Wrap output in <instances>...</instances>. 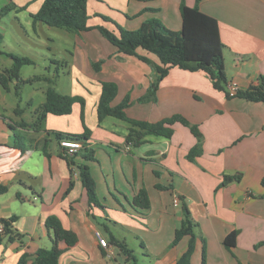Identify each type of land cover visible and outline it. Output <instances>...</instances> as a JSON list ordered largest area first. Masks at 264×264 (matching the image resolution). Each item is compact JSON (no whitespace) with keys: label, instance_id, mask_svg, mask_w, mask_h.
Wrapping results in <instances>:
<instances>
[{"label":"crops","instance_id":"0c3cea01","mask_svg":"<svg viewBox=\"0 0 264 264\" xmlns=\"http://www.w3.org/2000/svg\"><path fill=\"white\" fill-rule=\"evenodd\" d=\"M43 1L18 4L35 13ZM183 3L198 5L219 22L226 89L216 88L202 70L179 66L160 78L156 54L143 48L127 54L99 28L119 34L116 24L135 30L156 18L180 31ZM87 10L90 29L73 31L64 77L41 76L46 82L54 77L53 86L64 94L82 96L84 107L76 102L69 113L49 114L35 128L47 87L36 105L33 95L21 91L24 80L32 78L21 76L18 92L15 88L19 101L8 104L5 92L17 80L10 90L1 85L0 185L8 190L0 194V226L2 219L16 216L13 228L24 237L4 239L0 264H18L23 254L33 260L40 248H52L53 231L46 224L51 215L78 236L73 246L60 242V264H134V258L137 264H177L191 238L172 244L185 206L197 224L192 264H202L204 254L206 264H264V100L239 95L264 86V0H88ZM104 81L117 84L112 106H122L127 117L155 123L181 115L200 133L177 121L171 125V137L149 134L143 144H129V122L113 116L99 121ZM230 84L238 87L234 96L229 95ZM21 121L28 126L18 125ZM85 126L91 130L86 148L93 150L95 159H87L82 149L71 165L65 148L48 130L79 134ZM17 134L24 141L19 142ZM81 164L90 167L98 203L90 201L83 185ZM227 175L241 178L225 182ZM143 189L147 207L135 202ZM96 229L109 241L110 251L101 246ZM234 231L236 245L229 247L224 240Z\"/></svg>","mask_w":264,"mask_h":264},{"label":"trees","instance_id":"16d2710c","mask_svg":"<svg viewBox=\"0 0 264 264\" xmlns=\"http://www.w3.org/2000/svg\"><path fill=\"white\" fill-rule=\"evenodd\" d=\"M201 0H197L199 3ZM88 0H44L37 12L31 14L34 24L43 22L52 27L64 28L67 30H87L90 29V15L87 10ZM9 7H5L8 9ZM182 29L174 31L167 28L160 20L153 18L145 21L138 29H126L118 24L119 34L112 32L104 26L99 28L116 46L127 54L136 53L139 48H143L157 55L161 65L157 66V71L160 78L166 76L171 67L179 66L183 69L198 71L202 70L211 78L213 85L218 89H226L229 83L225 67L224 43L220 36L218 20L202 11L197 5L191 7L183 3L181 5ZM108 20V18L104 17ZM13 59L12 66L0 72V83L6 89L10 90V83L17 80L16 90L18 92L21 82V69L26 64H32L33 60L28 56H20L17 54L10 55ZM140 58L146 62L149 58L140 55ZM42 80L44 78L35 77L26 79L24 82H32L33 80ZM51 83L53 78H46ZM118 87L113 81H104L102 93L99 99L97 113L99 121H103L108 116H113L130 123L129 131L126 135V140L129 144L139 146L146 141V136L149 134L171 137L173 129L171 127L177 121L186 125H191L195 135L200 133L198 126L190 124V122L181 115H174L159 122L151 123L143 120H135L127 117L122 106L113 107L112 102L117 96ZM239 95L249 100H264V86H254L251 89L239 91ZM79 102L82 107L86 101L82 96H71L58 91L54 86H48L45 90V101L37 110V121L33 126L38 128L41 121L49 114L64 115L71 111L73 105ZM16 113H22V108L18 106ZM84 119V115H82ZM18 125L26 127L27 123L21 121ZM48 135L55 137L61 144L65 139L81 141L85 150L87 159H95L93 150L86 148V143L91 135V130L85 126L83 133H70L58 130H48ZM19 142L24 141L21 134H17ZM22 147V145H20ZM46 148V143L44 145ZM197 147L191 151L190 157H193ZM83 150V151H84ZM66 154V153H65ZM69 163L72 165L73 156L66 155ZM80 177L83 185L87 189L90 201L98 203L96 193V182L91 173L90 167L87 164L79 165ZM240 175L225 176V182L231 180H240ZM264 185V178L262 179ZM6 185H0V194L7 192ZM135 202L138 205L147 207L149 205V197L147 192L141 190ZM185 218L182 225L176 230L173 245H176L183 237L190 236L188 247L181 255L177 264H192V256L196 248L197 234L195 227L197 224L191 216L187 206L184 207ZM16 216L10 219H2L0 228V245L5 238L10 240H23L24 235L13 228L12 223L15 222ZM47 226L53 231V246L52 248H40L33 260H29L28 256L23 254L18 264H60L59 260L63 253L60 248V242L70 247L77 243L78 236L75 232L66 229L59 217L55 215L48 216L46 219ZM116 239V238H114ZM237 231L230 233L225 238V244L229 247L236 245ZM122 244V242H120ZM124 251L132 255V250L127 248L126 244H122ZM134 264L136 259L134 258ZM202 264H206V256H203Z\"/></svg>","mask_w":264,"mask_h":264},{"label":"rangeland","instance_id":"374dc122","mask_svg":"<svg viewBox=\"0 0 264 264\" xmlns=\"http://www.w3.org/2000/svg\"><path fill=\"white\" fill-rule=\"evenodd\" d=\"M18 1L20 0H0V72L12 66L13 59L10 55L14 53L33 60L32 64L22 67L21 76L24 78L33 79L55 73L64 77L67 71L65 60L73 50V31L52 27L43 22L34 24L31 15L33 12L20 8ZM47 67H50V70ZM53 83L49 80L46 82L34 79L32 83L23 82L21 91L24 95H33L36 105H39L44 99L43 87L53 86ZM15 88L13 85L11 91L5 92L8 104L19 101ZM25 105L27 104L24 103L23 106ZM28 114L30 116L32 110H28Z\"/></svg>","mask_w":264,"mask_h":264},{"label":"built area","instance_id":"2783aa9c","mask_svg":"<svg viewBox=\"0 0 264 264\" xmlns=\"http://www.w3.org/2000/svg\"><path fill=\"white\" fill-rule=\"evenodd\" d=\"M238 92L237 85L230 84L229 85V95L234 96ZM61 146L65 148V153L68 156H73L77 151H79L83 144L81 141L78 140H71V139H65L61 142ZM176 202L179 201V198L175 200ZM0 228H3V224H1ZM96 236L103 248H105L107 251H110V243L107 240V238L102 234L101 230L96 229L95 230Z\"/></svg>","mask_w":264,"mask_h":264}]
</instances>
